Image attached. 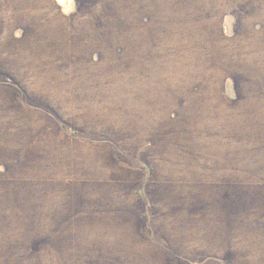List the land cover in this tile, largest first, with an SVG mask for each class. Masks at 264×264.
I'll use <instances>...</instances> for the list:
<instances>
[{
  "label": "rangeland",
  "instance_id": "1",
  "mask_svg": "<svg viewBox=\"0 0 264 264\" xmlns=\"http://www.w3.org/2000/svg\"><path fill=\"white\" fill-rule=\"evenodd\" d=\"M0 264H264V0H0Z\"/></svg>",
  "mask_w": 264,
  "mask_h": 264
}]
</instances>
